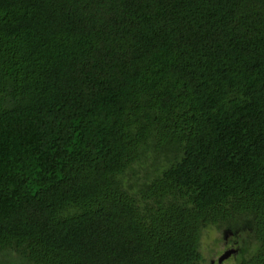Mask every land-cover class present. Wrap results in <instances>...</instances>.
<instances>
[{
    "label": "trees",
    "instance_id": "obj_1",
    "mask_svg": "<svg viewBox=\"0 0 264 264\" xmlns=\"http://www.w3.org/2000/svg\"><path fill=\"white\" fill-rule=\"evenodd\" d=\"M229 259L264 264V0H0V264Z\"/></svg>",
    "mask_w": 264,
    "mask_h": 264
},
{
    "label": "rangeland",
    "instance_id": "obj_2",
    "mask_svg": "<svg viewBox=\"0 0 264 264\" xmlns=\"http://www.w3.org/2000/svg\"><path fill=\"white\" fill-rule=\"evenodd\" d=\"M220 235V234H219ZM202 248L204 250V255L207 259L208 262H210L212 259V256H218L226 251H231L232 250V242H230V237L229 235L225 240H219L216 234L213 232V230H210L209 232H204L202 235ZM216 236V237H215ZM211 248V249H210ZM212 250V251H211ZM234 261L233 259H229L228 261H225L224 264H233Z\"/></svg>",
    "mask_w": 264,
    "mask_h": 264
},
{
    "label": "water",
    "instance_id": "obj_3",
    "mask_svg": "<svg viewBox=\"0 0 264 264\" xmlns=\"http://www.w3.org/2000/svg\"><path fill=\"white\" fill-rule=\"evenodd\" d=\"M232 251H233V250L224 252V253L220 256L219 261H221V260H223L224 258H226V257H227Z\"/></svg>",
    "mask_w": 264,
    "mask_h": 264
}]
</instances>
